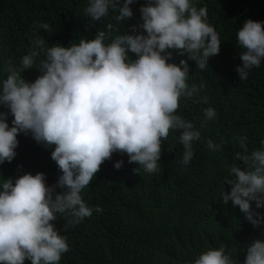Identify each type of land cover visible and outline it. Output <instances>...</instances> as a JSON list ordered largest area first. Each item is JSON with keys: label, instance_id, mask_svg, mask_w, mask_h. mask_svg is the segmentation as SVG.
Segmentation results:
<instances>
[{"label": "clouds", "instance_id": "9594fccd", "mask_svg": "<svg viewBox=\"0 0 264 264\" xmlns=\"http://www.w3.org/2000/svg\"><path fill=\"white\" fill-rule=\"evenodd\" d=\"M134 2L87 0L83 15L100 21L111 10L117 22H125L132 17L129 6ZM139 7L142 34L119 33L105 43L114 30L108 23L92 39L65 46L45 41L41 33L42 38L30 39V51L17 64L20 69L9 68L0 80V107L6 108L0 111V264H59L69 250L68 230L101 211L89 207L81 192L113 153L136 164L134 174L155 173L161 142L172 130L179 131L183 146L180 163L193 159L201 134L182 118V107L188 99L207 102L206 97L194 99L203 84L199 89L188 86L185 59L168 61L175 51L205 69L219 52L218 33L208 23L207 9L195 7L193 0H145ZM262 24L247 19L236 32L243 49L235 69L240 81L264 62ZM36 26L49 30L47 24ZM41 54L39 67L33 68ZM201 111L202 128L216 113L212 107ZM20 134L48 147L42 158L53 170L28 173L18 158ZM236 139L245 154L238 152L235 159L245 167L237 162L230 167L222 181L230 189L222 190L220 202H231L254 228L264 229V212L256 211L264 209V140L247 154V138ZM206 146L220 150L210 139ZM123 163L116 161L113 168L119 170ZM243 253V264H264V238L246 245ZM192 264L237 262L221 246L203 251Z\"/></svg>", "mask_w": 264, "mask_h": 264}, {"label": "trees", "instance_id": "16d2710c", "mask_svg": "<svg viewBox=\"0 0 264 264\" xmlns=\"http://www.w3.org/2000/svg\"><path fill=\"white\" fill-rule=\"evenodd\" d=\"M86 1L0 0V80L6 78L9 68L20 69L17 64L30 51V39L42 38V34L45 41L65 46L78 44L81 38L92 39L108 23L114 30L105 43L119 33L142 34L139 6L145 0H135L129 6L132 17L125 22H117L113 18L117 13L111 10L102 20L91 21L83 15ZM193 3L207 9L208 23L220 39L218 54L208 59L203 70L175 51L168 61L185 59L188 86L199 89L203 84L194 99L206 97L207 102L188 99L182 107V118L201 134L193 159L188 165L180 163L183 146L178 141L179 131L172 130L161 142L163 152L155 173L141 170L134 174L132 169L137 165L127 163L126 155L113 153L81 192L89 207L98 206L101 211L68 230L65 238L69 250L62 254L59 264H192L203 251L221 246L234 262L243 264L246 245L264 238V229L254 228L238 207L220 202L222 190L227 193L230 189L222 183L230 167L236 162L242 170L245 167L235 159L236 153L245 154L236 138H247V154L259 149L264 140V62L250 70L243 81L235 71L240 65L238 53L243 51L236 42V32L247 19L264 22V0ZM41 23L49 30H40L36 25ZM129 56L135 58L134 54ZM42 58V54L36 57L33 68L39 67ZM206 107H212L216 117L201 128V110ZM5 109L0 107V111ZM209 139L220 144L219 151H209ZM17 140L18 158L29 174L54 169L42 158L48 147L37 144L30 134H20ZM49 147L52 150L54 146ZM194 158L200 163L195 165ZM119 160L124 161L122 167L114 169V162Z\"/></svg>", "mask_w": 264, "mask_h": 264}]
</instances>
